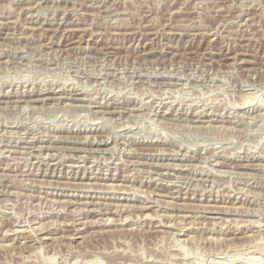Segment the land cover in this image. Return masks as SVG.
Segmentation results:
<instances>
[{
  "label": "rangeland",
  "instance_id": "1",
  "mask_svg": "<svg viewBox=\"0 0 264 264\" xmlns=\"http://www.w3.org/2000/svg\"><path fill=\"white\" fill-rule=\"evenodd\" d=\"M0 87V264H264V0H0Z\"/></svg>",
  "mask_w": 264,
  "mask_h": 264
},
{
  "label": "bare ground",
  "instance_id": "2",
  "mask_svg": "<svg viewBox=\"0 0 264 264\" xmlns=\"http://www.w3.org/2000/svg\"><path fill=\"white\" fill-rule=\"evenodd\" d=\"M216 2V1H215ZM29 8V7H28ZM222 8V7H221ZM33 10V9H32ZM220 10V9H219ZM244 15V14H243ZM8 18V17H7ZM12 21V20H11ZM29 23V22H28ZM57 24H59V23H57ZM72 29V28H71ZM74 29V28H73ZM203 33V32H202ZM206 33V32H205ZM206 36V35H205ZM51 47V46H50ZM34 55V54H33ZM40 55V54H39ZM19 56V55H18ZM23 56H25V55H23ZM42 56V55H41ZM239 56V55H238ZM232 57V56H231ZM22 58V57H21ZM31 59V58H30ZM21 60V59H20ZM38 60H39V58H38ZM44 60H46V59H44ZM12 61V60H11ZM25 61V60H24ZM4 64V63H3ZM8 64V63H7ZM23 64V63H22ZM57 64V63H56ZM27 65V64H26ZM16 86V85H15ZM9 87V86H8ZM46 87V86H45ZM1 88V87H0ZM58 88V87H57ZM64 88V87H63ZM79 88V87H78ZM37 89V88H36ZM62 89V88H61ZM25 91V90H24ZM49 91V90H48ZM64 91V90H63ZM40 92V91H39ZM9 93V92H8ZM74 93V92H73ZM78 94V93H77ZM84 95V94H83ZM47 97V96H46ZM58 97V96H57ZM67 98V97H66ZM84 98V97H83ZM16 99V98H15ZM42 99V98H41ZM46 99V98H45ZM58 99V98H57ZM88 99V98H87ZM94 99V98H93ZM40 101V99L39 98H36V99H34V101H37V102H39ZM91 100V99H90ZM98 101V100H97ZM107 102V101H106ZM141 102V101H140ZM58 103V102H57ZM102 103V102H101ZM144 103V102H143ZM28 104V103H27ZM67 104H70V103H67ZM41 105H42V103H41ZM120 105V104H119ZM142 105V104H141ZM8 107H9V105H8ZM12 107V106H11ZM89 107V106H88ZM13 108H14V106H13ZM23 108V107H22ZM25 108V107H24ZM33 108H35V107H33ZM133 108V107H132ZM138 109V108H137ZM131 111V110H130ZM160 111V110H159ZM103 112V111H102ZM165 112V111H164ZM254 112V111H253ZM180 113V112H179ZM164 114V113H163ZM224 114V113H223ZM226 114V113H225ZM128 115H132V114H128ZM191 115V114H190ZM118 117H119V115H118ZM212 119V118H211ZM201 121V120H200ZM200 124V123H199ZM204 124V123H203ZM16 127V126H15ZM50 128V127H49ZM93 128V127H92ZM4 130V129H3ZM46 130V129H45ZM55 130V129H54ZM5 131V130H4ZM6 132V131H5ZM4 133V132H3ZM33 133V132H32ZM1 135V134H0ZM91 135V134H90ZM13 137V136H12ZM21 137V136H20ZM76 137V136H75ZM78 137V136H77ZM80 137V136H79ZM81 137H82V135H81ZM85 137V136H84ZM92 138V137H91ZM25 139V138H24ZM53 139V138H52ZM95 139V138H94ZM9 140H10V138H9ZM34 140V139H33ZM54 140V139H53ZM102 140V139H101ZM2 141V140H1ZM14 141V140H13ZM51 141V140H50ZM81 141V140H80ZM84 141V140H83ZM93 141V140H92ZM127 141V140H126ZM10 142V141H9ZM79 142V141H78ZM98 142V141H97ZM1 143V142H0ZM99 143V142H98ZM129 143V142H128ZM25 146V145H24ZM181 146V145H180ZM45 147V146H44ZM69 147V146H68ZM182 147V146H181ZM38 148V147H37ZM49 147H47V149H48ZM89 148V147H88ZM87 148V149H88ZM155 149V148H154ZM72 150V149H71ZM78 150V149H77ZM106 150V149H105ZM147 150V149H146ZM2 151V150H1ZM81 151V150H80ZM86 151V150H85ZM99 151V150H98ZM152 151V150H151ZM156 151H158V150H156ZM196 151V150H195ZM89 152V151H88ZM93 152V151H92ZM137 152V151H136ZM164 152H165V150H164ZM206 152V151H205ZM2 153V152H1ZM145 153V152H144ZM157 153V152H156ZM172 153V152H171ZM141 154H142V151H141ZM155 154V153H154ZM36 155V154H35ZM69 155V154H68ZM177 155V154H176ZM183 155V154H182ZM236 155V154H235ZM186 156V155H185ZM238 156V155H237ZM7 157H9V156H7ZM69 157V156H68ZM87 157V156H86ZM162 157V156H161ZM18 158V157H17ZM20 158H21V156H20ZM44 158V157H43ZM76 158V157H75ZM78 158V157H77ZM80 158H81V156H80ZM177 158V157H176ZM183 158V157H182ZM42 159V158H41ZM70 159V158H69ZM137 159V158H136ZM154 159V158H153ZM199 159V158H198ZM198 159H197V161H198ZM86 160V159H85ZM140 160V159H139ZM187 160V159H186ZM17 161H18V159H17ZM21 161V160H20ZM211 162V161H210ZM219 162V161H218ZM9 163V162H8ZM32 163V162H31ZM170 163V162H169ZM172 163V162H171ZM191 163V162H190ZM202 163V162H201ZM35 164V163H34ZM134 164V163H133ZM157 164V163H156ZM165 164V163H164ZM167 164V163H166ZM199 164V163H198ZM209 164V163H208ZM211 164V163H210ZM222 164V163H221ZM68 165V164H67ZM84 165V164H83ZM186 165H188V164H186ZM215 165H217V164H215ZM235 165V164H234ZM248 165V164H247ZM173 166V165H172ZM174 166H175V164H174ZM173 166V167H174ZM191 166V165H190ZM212 166V165H211ZM227 166V165H226ZM158 167V166H157ZM162 167V166H161ZM176 167V166H175ZM246 167V166H245ZM87 168V167H86ZM10 169V168H9ZM118 171V170H117ZM155 172V171H154ZM227 172V171H226ZM111 173V172H110ZM241 173V172H240ZM53 174V173H52ZM153 174V173H152ZM114 178V177H113ZM100 179V178H99ZM112 179V178H111ZM67 180V179H66ZM122 180V179H121ZM47 181V180H46ZM52 183V182H51ZM75 184V183H74ZM117 185V184H116ZM149 185V184H148ZM53 186H55V185H53ZM84 186V185H83ZM61 187V186H60ZM63 187V186H62ZM88 187V186H87ZM110 187V186H109ZM72 188V187H71ZM111 189H112V186H111ZM120 189V188H119ZM84 190V189H83ZM86 190V189H85ZM89 190V189H88ZM107 190V189H106ZM114 190V189H113ZM72 193V192H71ZM168 194V193H167ZM73 195V194H72ZM159 195V194H158ZM166 195V194H165ZM69 196V195H68ZM92 196V195H91ZM177 196V195H176ZM66 197V196H65ZM84 197V196H83ZM94 197V196H93ZM106 197V196H105ZM169 197V196H168ZM152 199V198H151ZM216 199V198H215ZM130 200V199H129ZM157 200V199H156ZM213 200V199H212ZM215 201V200H214ZM74 203V202H73ZM82 203V202H81ZM98 203V202H97ZM233 203V202H232ZM73 205V204H72ZM106 205V204H105ZM109 205V204H108ZM115 205V204H114ZM102 206V205H101ZM140 206V205H139ZM143 206V205H142ZM217 206V205H216ZM93 207V206H92ZM145 207V206H144ZM82 208V210L84 209L83 207H81ZM95 208V207H94ZM141 208V207H140ZM208 208V207H207ZM104 209V208H103ZM110 209V208H109ZM221 209V208H220ZM92 210V209H91ZM95 210V209H94ZM118 210V209H117ZM85 211V210H84ZM210 211V210H209ZM213 211V210H212ZM202 212V211H201ZM88 213V212H87ZM101 213V212H100ZM143 213V212H142ZM145 216V215H144ZM147 216H148V213H147ZM182 216V215H181ZM79 218V217H78ZM151 223V222H150ZM165 226H166V224H165ZM15 230H17V229H15ZM75 230V229H74ZM150 230V229H149ZM246 230V229H245ZM70 232V231H69ZM6 233V232H5ZM11 233V232H10ZM31 234V233H30ZM3 235V234H2ZM4 237V236H3ZM72 237V236H71ZM33 240V239H32ZM27 241V240H26Z\"/></svg>",
  "mask_w": 264,
  "mask_h": 264
}]
</instances>
